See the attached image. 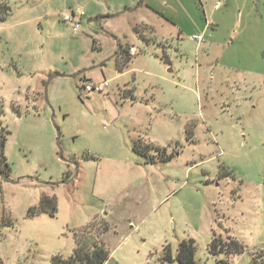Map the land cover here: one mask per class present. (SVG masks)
I'll return each mask as SVG.
<instances>
[{
    "label": "rangeland",
    "instance_id": "1",
    "mask_svg": "<svg viewBox=\"0 0 264 264\" xmlns=\"http://www.w3.org/2000/svg\"><path fill=\"white\" fill-rule=\"evenodd\" d=\"M77 9L86 17L74 34L59 13ZM151 19L154 25L144 26ZM2 63L40 87V107L22 110L21 97L33 91L21 86L20 98L8 97L16 79H0L12 182L0 177V264L72 256L74 226L100 209L114 210L112 223L106 221L117 230V244L135 252L127 264H163L166 247L177 264L180 244L190 240L196 264L264 261V0H0ZM54 73L60 76L46 92ZM106 81L103 93L84 90ZM4 134L0 127V142ZM113 160L134 168L114 170L115 183L100 189L97 168ZM157 170L166 171L160 183ZM51 174L60 175L46 186L54 215L39 210L41 199L33 203V182L41 186ZM118 180L141 189L123 208L136 209L126 214L133 224L121 221L125 213L113 198ZM161 192L168 197L152 211ZM215 237L234 238L246 252L212 256Z\"/></svg>",
    "mask_w": 264,
    "mask_h": 264
},
{
    "label": "crops",
    "instance_id": "2",
    "mask_svg": "<svg viewBox=\"0 0 264 264\" xmlns=\"http://www.w3.org/2000/svg\"><path fill=\"white\" fill-rule=\"evenodd\" d=\"M154 22H155V19H151V21H149V23H145V22H143V24H144V26H147V27H151L152 25H154ZM136 50V49H135ZM10 67H8V64L7 63H2V65H0V79H5L6 81H3V82H8V79H10V80H12V79H16V82L14 83L15 84V86H12V88H8L7 89V92L9 93V95H8V97H14V94H18L16 97H15V99H18V98H20L21 97V92L23 91H21V86L24 88V87H27V88H29L30 89V91L32 90L33 92H31L32 94H33V96H27V98H28V100L26 99V97H25V94H23V97H21V98H23V100H22V110H26V112H29L30 110H31V107H33V108H36V109H38L39 107H40V99H39V96H37V95H40V87H38V86H33L32 84H31V82H30V80H27V78H25L24 76V79H21L20 77H22V74H20L19 72H17L15 75H11V72H10ZM86 77V76H85ZM46 80V79H45ZM1 81V80H0ZM3 82H2V84H3ZM42 82H45V81H42ZM109 82V81H108ZM1 84V83H0ZM94 84H97V83H94ZM20 94V95H19ZM26 94H28V93H26ZM35 101H37L36 103H35ZM19 107H21V106H17V108H19ZM41 107H43V108H41V109H45V107L44 106H41ZM25 113V112H24ZM22 115V114H21ZM138 136L140 137L139 139H137V141H139V142H141V135L140 134H138ZM50 137V136H49ZM134 146H135V143H134ZM134 146H133V148H134ZM163 148H165V147H163ZM163 148H161V149H163ZM166 150V149H165ZM5 153H6V149H5ZM137 153V152H136ZM140 155H144V153H142V152H140L139 153ZM181 153L180 152H177V156L175 157V159L174 160H180L181 158ZM7 158V157H6ZM8 159V158H7ZM88 163H90V164H86L85 163V165H86V167L87 168H90V167H92L93 165L91 164V163H93V162H88ZM100 165V164H99ZM78 168V167H77ZM134 168V166H132V165H128L127 166V168H126V166L125 167H123V166H120L119 164H117L116 165V161H112L111 163H110V165L108 166V168L105 170L104 168H102V166H98V168H97V170H98V173H99V176H98V179H99V188L100 189H105L106 187H108L112 182H114L115 183V176H113V173H115V171L114 170H121V171H123L124 170V172H126V173H129V172H131L132 171V169ZM138 168L139 169H141V167L140 166H138ZM123 169V170H122ZM164 169H166V168H164ZM47 171V170H46ZM37 172V171H36ZM113 172V173H112ZM178 172H179V174L181 175V174H183V167H181V170H178ZM61 173H62V171H61ZM61 173H60V175H61ZM157 174L158 175H156V176H154V178H155V180L157 181V182H159L160 183V181H161V179H163L164 178V175L166 174V171H161V170H157ZM60 175H59V177H57L56 175H48L49 177H48V179L47 180H49V181H46L45 183H42L41 184V186L40 185H38V184H36L35 182H33V187H34V191H35V200H34V202L33 203H36V202H38L40 199H42L44 196L45 197H49L50 198V196L48 195L49 194V188H46V186L47 187H50L51 188V185H53L52 187H54L55 186V184H54V182H52V180H57V179H59L60 178ZM133 175H138V176H140V173L139 172H135ZM10 176V175H9ZM153 176V175H152ZM189 176V169L187 168V170H186V174H185V178L186 177H188ZM2 179L4 178V177H2V176H0ZM96 177H97V175H96ZM149 177V174H148V176H147V178ZM168 176L166 175L165 176V179L167 178ZM0 178V179H1ZM132 178H134L132 175H130V176H128V177H126V178H122V179H132ZM147 178H146V181H147ZM23 178H21V177H19V179H18V181L17 182H19L20 180H22ZM33 179V178H32ZM83 179V174H82V171H80L78 174H77V176H76V183H79V182H81V180ZM121 179V180H122ZM51 180V181H50ZM65 180V179H64ZM121 180H118L117 182H119L120 184H121V186H120V193H122V191H126V190H132V192H128L127 193V195L125 194V198L124 199H122L121 200V198H117L118 197V195H121L120 193H118L117 195H115L113 198H114V200H116L117 201V206L118 207H120V208H122V211H123V208L124 207H129V202L128 201H134L135 199H136V197L137 196H135L136 194L138 195V194H140V190L141 189H138V190H136L135 188H134V186H133V184H134V182H127V184L126 185H123V181H121ZM51 182V183H50ZM129 183V184H128ZM184 183H179V179H177V181L175 182V186H178L179 187V192L180 191H183L184 190ZM139 186H141V185H139ZM163 187V186H162ZM177 187V188H178ZM166 189V188H165ZM157 191H158V189H155L154 190V193L156 194L157 193ZM143 192V191H142ZM174 192H176V191H174ZM130 193V194H129ZM36 194H37V196H36ZM141 194H144V193H141ZM40 196H42V197H40ZM167 197L168 196H166V197H163V195H162V192H161V194H160V197H157V200H156V205H154V204H152V201H151V203H150V207H152V211L153 210H156V212L159 210V207L157 208V207H155V206H158V205H160V204H162L166 199H167ZM125 200H126V202H125ZM123 206V207H122ZM114 209L115 210H117V208L116 207H114ZM101 211H100V213H99V211H95L94 213H93V219H95L96 217H100V218H102L101 217V214L102 213H104V215H105V217H103L102 219H104V220H109L111 223H112V221H111V219H113V212H114V210H111V209H109V212L107 213V212H104V209H100ZM118 211V216H123V212L125 213V220L123 219V218H121V221H125V223L126 224H133V222H132V217L131 218H128V217H126V214H129V215H133V214H136L137 212H136V209L134 208L133 209V211L131 212H128V210H125V211H121V212H119V210H117ZM171 216L172 217H169V219H168V221L169 222H171V220L173 219V220H175L174 219V216L171 214ZM93 219H90V221H86V222H84V223H81L80 225H78V226H74V229L73 230H78V229H80V228H82V227H84L85 225H87L88 223H90ZM107 220V221H108ZM156 219H154V221H155ZM157 220H159V218L157 219ZM110 224V223H109ZM110 228H109V231L108 232H106L105 234H103L102 235V240H103V242L105 243V246L107 247V249L109 250V252L111 253V262L109 263V264H113V263H117V264H127L126 263V261H125V259H126V256H128V255H131V254H133V253H135L134 252V250L133 249H131V250H128V252H133V253H126V251H123L122 250V243H120V244H117V230H112V229H115V226H109ZM159 242H163V243H158L157 242V244H161L160 245V247H162L164 244H165V237H164V239H163V241H159Z\"/></svg>",
    "mask_w": 264,
    "mask_h": 264
},
{
    "label": "trees",
    "instance_id": "3",
    "mask_svg": "<svg viewBox=\"0 0 264 264\" xmlns=\"http://www.w3.org/2000/svg\"><path fill=\"white\" fill-rule=\"evenodd\" d=\"M1 130L5 131V134L2 137L0 142V153L2 159V166L0 165V176H8V172L11 170L8 159L5 156V145L7 137L10 134V131H6L2 125H0ZM134 151L140 153V149L135 144ZM160 154H163L165 150L158 149ZM173 157H161L160 162L167 163ZM155 159V158H154ZM151 163L156 161L150 159ZM40 211L48 212L50 211L52 215L56 212V202L49 197H43L41 199ZM36 209V208H34ZM38 212V210H36ZM33 213V212H31ZM109 223L100 218L96 217L90 223L84 227L72 231L75 241L76 249L72 256L64 257L62 255H56L52 258V264H109L111 262V253L105 246V243L102 240V235L109 231ZM196 244L195 241H183L176 254V263L177 264H196L195 254H196ZM209 252L212 256H227L231 257L232 255H242L246 252L245 247L238 240L234 238H229V240H224L222 238H213L210 246ZM259 257H263L259 256ZM164 263L172 264L174 257L172 251L169 247H166L163 251V255L160 258ZM117 264V263H113ZM217 264H229L226 261H219ZM252 264H264L263 259L258 260L257 258L253 259Z\"/></svg>",
    "mask_w": 264,
    "mask_h": 264
},
{
    "label": "built area",
    "instance_id": "4",
    "mask_svg": "<svg viewBox=\"0 0 264 264\" xmlns=\"http://www.w3.org/2000/svg\"><path fill=\"white\" fill-rule=\"evenodd\" d=\"M222 6V3L219 1L215 5V9H219ZM61 15L62 20L71 25L72 31L74 34H78L80 30L82 29V21L86 17V14L81 9L77 10H71L66 13H59ZM195 39H202L201 36H195ZM110 86V83L108 81L98 83V84H87L84 87V90L86 93H103L106 91V89Z\"/></svg>",
    "mask_w": 264,
    "mask_h": 264
},
{
    "label": "water",
    "instance_id": "5",
    "mask_svg": "<svg viewBox=\"0 0 264 264\" xmlns=\"http://www.w3.org/2000/svg\"><path fill=\"white\" fill-rule=\"evenodd\" d=\"M59 76H60V75H59L58 73H54V74L51 75V77L49 78V80H48V82H47V84H46V92H47L48 84H49L54 78L59 77ZM46 94H47V93H46ZM60 156H61V157L63 156V154H62V150H60ZM3 179L5 180V182L12 183L11 180H9L8 177H4Z\"/></svg>",
    "mask_w": 264,
    "mask_h": 264
}]
</instances>
